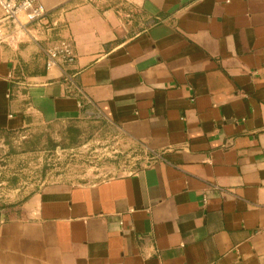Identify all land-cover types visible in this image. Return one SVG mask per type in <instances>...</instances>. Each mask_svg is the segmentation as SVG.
Listing matches in <instances>:
<instances>
[{
	"label": "crops",
	"instance_id": "0c3cea01",
	"mask_svg": "<svg viewBox=\"0 0 264 264\" xmlns=\"http://www.w3.org/2000/svg\"><path fill=\"white\" fill-rule=\"evenodd\" d=\"M41 1L0 45V134L93 120L146 165L0 207V264H264V0Z\"/></svg>",
	"mask_w": 264,
	"mask_h": 264
},
{
	"label": "rangeland",
	"instance_id": "374dc122",
	"mask_svg": "<svg viewBox=\"0 0 264 264\" xmlns=\"http://www.w3.org/2000/svg\"><path fill=\"white\" fill-rule=\"evenodd\" d=\"M145 160L124 147L108 125L93 120L0 134V207L18 206L51 184L134 172Z\"/></svg>",
	"mask_w": 264,
	"mask_h": 264
},
{
	"label": "built area",
	"instance_id": "2783aa9c",
	"mask_svg": "<svg viewBox=\"0 0 264 264\" xmlns=\"http://www.w3.org/2000/svg\"><path fill=\"white\" fill-rule=\"evenodd\" d=\"M108 0H89L90 3H106ZM0 11L3 18L0 21V45L16 41L17 35L24 33L25 24L41 21L46 15V8L41 0H0ZM47 68L59 65H74L77 57L73 42L63 39L50 46L45 51Z\"/></svg>",
	"mask_w": 264,
	"mask_h": 264
}]
</instances>
